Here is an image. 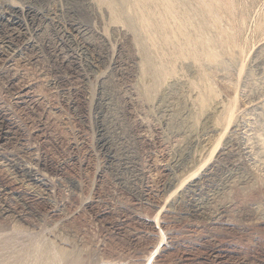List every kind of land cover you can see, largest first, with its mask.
Returning a JSON list of instances; mask_svg holds the SVG:
<instances>
[{
    "label": "rangeland",
    "instance_id": "rangeland-1",
    "mask_svg": "<svg viewBox=\"0 0 264 264\" xmlns=\"http://www.w3.org/2000/svg\"><path fill=\"white\" fill-rule=\"evenodd\" d=\"M120 1L0 0V264H264V0H230L250 70L204 108Z\"/></svg>",
    "mask_w": 264,
    "mask_h": 264
},
{
    "label": "bare ground",
    "instance_id": "bare-ground-1",
    "mask_svg": "<svg viewBox=\"0 0 264 264\" xmlns=\"http://www.w3.org/2000/svg\"><path fill=\"white\" fill-rule=\"evenodd\" d=\"M97 1L99 3H102V5H103V3L106 4L111 11L112 19L117 20V16H116V12H115V4H116L115 1L116 0L115 1L114 0H97ZM124 1L125 0H121L120 1L121 4ZM130 1H132V3H133V4H131V10H132V7L134 5L137 4L139 6L138 7L139 9L136 7L137 5L134 6L136 8V10L138 9V11L136 13L133 12V14L135 13V15H133V14L132 15L138 20V22H140V26L138 25L139 29L133 30V32H134L136 37H138L139 34L140 35L142 34L143 36L145 34L147 41L150 43V45H148L149 49L147 48V52L145 51L146 54H145L144 59L142 61L141 67H142V69H145V70L146 69H149V70L152 69V71L155 72V73L153 72L154 77H152V78H154V80L152 79L154 81L153 84H155V85L158 84L159 81H161L165 76H167L168 74H169L168 76H170V72L175 71V70H172L174 66L171 67V65H173L176 60L180 61V59H183V61H185L187 59V61H188L190 59L189 62H191V60H192L193 62H191V63H195L194 65H196V64L198 65L197 67H195V69L199 67V69H197V70H200V74L198 73L200 75L199 76L200 78L197 76L198 77L197 80L199 81L198 82L199 84L197 82H195L197 84H195L194 82L192 83L193 85L195 84L196 88L201 87L200 89H197V90H199L197 95L195 94L196 95V101L198 102V105H200L201 108H204L207 104L209 106L211 104V95L213 94L214 73L216 71H218L216 68L221 66L220 69L222 68L223 74L225 73L227 75L228 74L227 72L231 71L230 66L233 65V63L237 64V62L239 61L238 59L240 57L242 58V51L243 50L241 48H239V45L236 44V41L234 38V36L236 34H234L235 32L232 30V28H233L232 26L234 25L233 21L237 17L236 16L234 19H232L233 18L232 16L236 15L234 13V12H236L234 10L235 5L233 6V8L231 5L232 0L231 1L230 0H190V1H188L189 4H187V5H186L187 0L185 2H184V0H130ZM125 3H126V1H125ZM117 4H116V6H117ZM232 4H236V3L234 2ZM120 5H119V7H120ZM129 5L127 8H124L125 14L122 11L120 12V13H123L122 16H124V18L126 17V19H131V16H132L130 14V11H128ZM107 6H106V8H108ZM232 9L234 10V12H232ZM232 13H234V15ZM119 16H121V15H119ZM134 17H133V22H134ZM242 18H245V17H242ZM236 20H242V19H241V17H240V19L237 17ZM129 21H128V23H130ZM224 21L225 22L229 21L228 25L230 23H233V25L227 26L226 25L227 23H226L225 24L226 26H224V24H223ZM244 21L242 20L239 22L240 23L242 22V24H243ZM239 22L237 24L240 25ZM130 24H129V26H131ZM235 24H236V22H235ZM237 24H236V26H237ZM241 26H239V27L241 28ZM188 27H189V29H192V30H189ZM234 28H235V26H234ZM236 28H238V26ZM239 30H241V29H239ZM103 32H106V31H103ZM155 35H158L159 38L155 39V37H156ZM140 37H142V36H140ZM134 39H135V37H134ZM146 39H143V40H146ZM155 40H157V41H155ZM143 42H141L142 43L141 46L142 45L146 46V42H145V44ZM143 46H142V48H143ZM165 47H168L169 49L173 50L171 52L169 49H166L167 51L169 50V52H171L170 55L172 57H174L176 60H174L173 58L168 59L167 57L162 56L165 54V52H161V50L163 51V49ZM158 48H160L161 54H160V52H159V54L162 56V58H161V56L159 57V55H158V57H157L158 60H156L155 58H153L150 55V54H152L150 52V49L151 50L155 49V51H153L155 54L157 51L156 49H158ZM166 53H168V52H166ZM244 53L246 54L245 51H244ZM154 54H152V55H154ZM245 54H244V56H246ZM165 55H167V54H165ZM254 55L257 58L259 57V59H260V56L263 58V56H264V45L259 47ZM255 56H253V57H255ZM163 57L165 59L167 58L171 62H168L169 64L166 63L167 59L163 62V60H162ZM172 59H173V62H172ZM165 63H166V65H165ZM170 63H172V64L170 65ZM236 64H234V65L235 66L239 65V64L238 65H236ZM243 64H245V62H243ZM243 64L240 63L239 68L238 67L236 68L237 72H238V69H239V73L242 72V69L245 67V66L243 67ZM175 65H176V62H175ZM247 70L249 71L250 69H247ZM247 70H244L243 73H245V71L247 72ZM149 73H151V72H149ZM172 73H174V72H172ZM172 73H171V75H173ZM243 73H240V75L242 76ZM151 75H152V73H151ZM215 75H218V72L215 73ZM240 75H239V77L241 78ZM247 75H249V74H247ZM250 75H251V73H250ZM194 81H196V79ZM225 85L228 86L227 88L231 87L230 85H227L226 83H225ZM192 88H193V86H192ZM151 89H150V91H151ZM232 112L229 115V119H227L226 126H225L226 128H228V126L231 125L229 123H230V118H231ZM224 132H225V130H224ZM213 147L215 148V149H213L215 151L217 146H213ZM214 151H212L213 153H211V154H214ZM28 168H29V166H28ZM30 172L31 171H28V173H30ZM61 249H59L60 255L61 254L65 255V253H66L65 250H63V249L61 250Z\"/></svg>",
    "mask_w": 264,
    "mask_h": 264
}]
</instances>
